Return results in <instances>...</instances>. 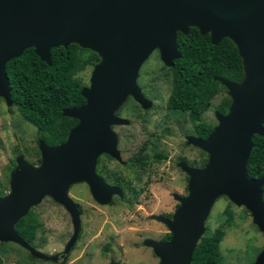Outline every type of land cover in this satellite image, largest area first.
Here are the masks:
<instances>
[{"label": "water", "instance_id": "1", "mask_svg": "<svg viewBox=\"0 0 264 264\" xmlns=\"http://www.w3.org/2000/svg\"><path fill=\"white\" fill-rule=\"evenodd\" d=\"M188 26L207 33L211 44L228 38L240 57L242 77L238 82L213 77L227 91V110L215 113L218 122L204 139L187 137L207 154L206 162L201 168L179 163L189 176L187 193L174 195L178 206L170 219L153 216L169 228L170 238L146 239L144 244L151 247L157 264H190L202 221L219 194L249 209L264 235V177L248 178L245 172L251 136H264V0H0V96L8 105L5 63L24 49L31 47L48 65L50 49L69 43L89 48L99 58L88 87H81L84 103L62 109V115L76 119L65 140L55 146L40 140V167L22 165L12 175L10 194L0 198V240L27 247L14 224L47 194L71 215L73 242L78 212L65 189L84 181L100 204H106L111 193H120L95 174L99 153L117 156L108 124L125 120L112 111L126 94L148 105L135 84L138 67L155 47L163 63L171 66L179 56L175 32L184 33ZM254 264H264V247Z\"/></svg>", "mask_w": 264, "mask_h": 264}, {"label": "rangeland", "instance_id": "2", "mask_svg": "<svg viewBox=\"0 0 264 264\" xmlns=\"http://www.w3.org/2000/svg\"><path fill=\"white\" fill-rule=\"evenodd\" d=\"M91 70L86 67L77 74L82 87H88ZM166 71L155 47L135 76V84L148 105L126 94L112 111V115L125 120L108 124L117 156L99 153L95 174L120 193H111L108 202L100 204L84 181L65 189L78 212L79 228L73 242L71 215L61 202L44 195L29 209L38 222L33 239L26 242L27 247L0 240V264H157L158 258L144 241H159L169 228L153 216L170 219L178 205L174 195L187 193L189 176L179 163L201 168L207 159L204 151L187 141L194 132L186 116L165 114L170 92ZM226 93L210 99L208 108L201 113L202 121L216 126L215 107ZM40 144L35 127L0 96V198L10 194L12 175L20 166L40 167ZM141 157L145 164H136L134 160ZM202 227L201 236L216 228L223 233L217 245L220 264H254L264 247L263 232L250 210L230 202L225 195L213 199ZM31 250L56 258L38 257Z\"/></svg>", "mask_w": 264, "mask_h": 264}, {"label": "trees", "instance_id": "3", "mask_svg": "<svg viewBox=\"0 0 264 264\" xmlns=\"http://www.w3.org/2000/svg\"><path fill=\"white\" fill-rule=\"evenodd\" d=\"M175 44L179 56L167 67L170 78V92L165 107L171 114L186 116L199 139H204L212 126L201 120L210 99L225 88L213 77L238 82L242 77L241 60L233 43L222 38L216 44L209 42L207 33H200L196 27L188 26L186 32H175ZM98 55L89 48L75 43L66 47L50 49V64L41 61L33 49L23 52L5 63V73L10 87V102L21 117L35 127L40 140L47 146L62 143L76 119L62 115V109L77 107L84 103L80 94L82 84L77 74L98 61ZM230 99L223 95L215 111L224 114ZM264 129V120L261 124ZM252 147L248 154L245 172L248 178L264 177V136L253 134ZM161 156V155H157ZM206 160L202 162V166ZM264 201V185L261 186ZM29 210L14 224L17 234L30 242L38 222ZM222 231L219 228L211 234L202 235L196 243L190 264H220L217 245ZM167 232L161 238L166 242Z\"/></svg>", "mask_w": 264, "mask_h": 264}, {"label": "flooded vegetation", "instance_id": "4", "mask_svg": "<svg viewBox=\"0 0 264 264\" xmlns=\"http://www.w3.org/2000/svg\"><path fill=\"white\" fill-rule=\"evenodd\" d=\"M9 106H14L13 104H12V102H11V104L9 105ZM15 107V106H14ZM165 114L169 117L170 116V112L169 111H167V109H166V107H165ZM194 136H195V134H194ZM195 137H197V136H195ZM160 155V154H159ZM142 159H135L134 160V162L136 163V164H138V165H144L145 163V158L144 157H141ZM138 162V163H137ZM96 165H98V157H97V160H96ZM178 206V205H177ZM176 206V207H177ZM169 217H171L170 215H169ZM167 233V232H166ZM169 233V232H168ZM170 234V233H169ZM159 241H161V238L159 239ZM162 242V241H161Z\"/></svg>", "mask_w": 264, "mask_h": 264}]
</instances>
